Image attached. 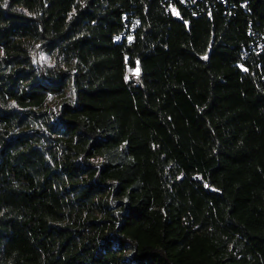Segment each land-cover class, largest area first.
Masks as SVG:
<instances>
[{
    "label": "trees",
    "instance_id": "trees-1",
    "mask_svg": "<svg viewBox=\"0 0 264 264\" xmlns=\"http://www.w3.org/2000/svg\"><path fill=\"white\" fill-rule=\"evenodd\" d=\"M187 2L0 0V264H264V0Z\"/></svg>",
    "mask_w": 264,
    "mask_h": 264
},
{
    "label": "built area",
    "instance_id": "built-area-1",
    "mask_svg": "<svg viewBox=\"0 0 264 264\" xmlns=\"http://www.w3.org/2000/svg\"><path fill=\"white\" fill-rule=\"evenodd\" d=\"M197 1H198V0H194V4H196ZM179 2H180L183 6H188V2H187V0H179ZM170 9H171V6H169V10H170ZM136 25H138V24L136 23ZM131 32L133 33V31H131ZM132 35H133V34H132ZM132 35L130 34V35H128V36H125L126 39H127V41H128L129 43L133 42ZM125 37H124V38H125ZM119 40L121 41V40H122V37H120ZM259 50L264 52V45H263L262 47H259Z\"/></svg>",
    "mask_w": 264,
    "mask_h": 264
}]
</instances>
